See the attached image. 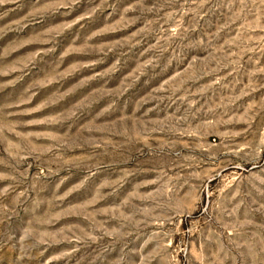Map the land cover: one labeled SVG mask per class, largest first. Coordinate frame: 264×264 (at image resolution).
I'll list each match as a JSON object with an SVG mask.
<instances>
[{
    "label": "rangeland",
    "instance_id": "1",
    "mask_svg": "<svg viewBox=\"0 0 264 264\" xmlns=\"http://www.w3.org/2000/svg\"><path fill=\"white\" fill-rule=\"evenodd\" d=\"M0 264H264V0H0Z\"/></svg>",
    "mask_w": 264,
    "mask_h": 264
}]
</instances>
